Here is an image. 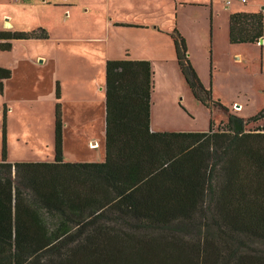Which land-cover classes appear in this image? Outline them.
I'll return each instance as SVG.
<instances>
[{
    "label": "trees",
    "instance_id": "obj_1",
    "mask_svg": "<svg viewBox=\"0 0 264 264\" xmlns=\"http://www.w3.org/2000/svg\"><path fill=\"white\" fill-rule=\"evenodd\" d=\"M170 35L194 97L224 110L228 129L211 120L206 132L152 131L148 60L107 61L101 163L64 161L60 102L55 161L9 162L4 105L0 264H264V128L237 130L243 119L205 87L186 38L178 28ZM263 37V12L231 15V43ZM47 38L44 28L0 30V50ZM11 76L0 67V95ZM262 118L264 110L248 122Z\"/></svg>",
    "mask_w": 264,
    "mask_h": 264
},
{
    "label": "crops",
    "instance_id": "obj_2",
    "mask_svg": "<svg viewBox=\"0 0 264 264\" xmlns=\"http://www.w3.org/2000/svg\"><path fill=\"white\" fill-rule=\"evenodd\" d=\"M75 1V0H74ZM70 0H22L21 3L25 12L35 10L37 3H43L38 8L48 7L54 9L64 10L66 16L72 13L77 3ZM88 1V2H87ZM83 2L85 6L84 12L91 10V3L93 0ZM90 1V2H89ZM76 2V1H75ZM221 2L223 0H191V1H175V6L179 10L181 7H200L204 11V25L197 24L195 19L189 20L191 23L188 28H183L179 23L176 27L171 29H162L157 25H147L137 22H114V29H126L130 34L143 33L149 34L154 37V42L140 44L146 51L138 52L141 55H134L130 45H126L125 54L123 57H118L114 53L116 48L115 41L121 39L116 37L98 35L97 33L84 32L77 34L74 38L69 36L66 31H62L60 35L54 37L53 28L55 23H42L38 28H44L49 34L47 39L36 40H51L55 38L56 48L66 47V44L76 41L78 44L85 48L81 53L76 49L72 51L66 50L65 57L72 58L75 55L81 58L83 66L75 65V70H70V60L64 64V71H58L54 77V93L52 91V103H49L48 118H46V102L43 96L42 86L40 81L34 80L32 83L27 84L19 82L15 86L16 92L21 96L30 90L31 95L22 97L14 103L8 104L7 120H8V139L10 138V119L14 111L20 112V115L25 119H31L29 113L37 114L35 119V129L41 136L39 141L42 148L45 149L44 154L31 155L32 157L20 160H12L9 155L10 161H23V162H49L55 161L56 157V107L60 102L62 105L63 113V157L65 162L70 163H101L106 160V64L108 60L113 59H131V60H148L151 62L154 71V90L152 94V107H151V130L154 132H206L210 129L212 118H217L218 112L216 108L209 109L202 103L195 99L193 106L182 107V102L185 101L183 93H192L185 77L183 76L176 55L174 40L171 33L177 26L180 32L186 38L189 47V57L197 70L203 84L210 88L213 96L217 100H221L223 105L226 106L230 113L243 118H250L253 115H244L242 112L246 109L245 100L240 101L239 96L233 101H226L223 99V90L220 85L219 75L226 73L231 76V79L237 75V71H233L234 62L241 63L244 59V54L241 52L243 45L253 46L258 51L264 50V43H241L233 44L230 41V17L234 13H258L264 1L257 4V0H233L232 7L226 13L225 21L221 17ZM94 5V3H93ZM92 5V6H93ZM224 5H226L224 3ZM194 22V23H193ZM222 22V23H221ZM119 24L133 25V26H120ZM199 25V26H198ZM10 26V24H9ZM142 26V27H138ZM34 29V30H36ZM207 30V32H206ZM10 31V29L8 30ZM221 33H223V41H221ZM130 38V37H129ZM264 39V37H263ZM124 43H128L124 39ZM16 40L11 41L14 44ZM138 44V45H139ZM102 47L105 53L101 60H97V56H93L92 51L87 50V47ZM63 57V56H62ZM97 57V58H99ZM43 62V60H41ZM66 66V67H65ZM2 67V66H0ZM5 68V67H2ZM9 69V68H6ZM11 70V69H9ZM12 71V70H11ZM68 71V73L66 72ZM15 74L12 71V76L5 79V94L9 93V84L14 82ZM60 85L61 99H57V85ZM230 86V85H229ZM232 89V87H230ZM236 94L241 95L244 88H235ZM221 92V93H220ZM4 94V95H5ZM100 98V100H99ZM192 99V98H191ZM193 100V99H192ZM196 103V104H195ZM199 103V104H197ZM236 105L242 108L240 111L235 109ZM101 107L102 110V128L99 131L97 125V109ZM219 110V109H218ZM263 110V109H262ZM205 116V121L198 128L196 116ZM27 120V121H28ZM33 121V120H32ZM186 122L185 125L182 122ZM181 122V124H179ZM216 122V121H215ZM221 122V120L219 121ZM34 123V122H33ZM195 123V125H194ZM219 124V123H218ZM191 127V128H190ZM17 142L29 148L31 152L37 150L35 143L31 141L29 136L21 135L17 138ZM10 153V148H9ZM15 163V162H12Z\"/></svg>",
    "mask_w": 264,
    "mask_h": 264
},
{
    "label": "rangeland",
    "instance_id": "obj_3",
    "mask_svg": "<svg viewBox=\"0 0 264 264\" xmlns=\"http://www.w3.org/2000/svg\"><path fill=\"white\" fill-rule=\"evenodd\" d=\"M71 1V0H70ZM74 1V0H72ZM76 1V2H75ZM73 3H77L75 8H72V13L66 16L64 10L40 7L43 3H37L35 10L31 12H25L21 3L13 0H0V30L8 31H33L42 23H55L53 28L54 37L60 35L62 31H66L69 36L74 38L77 34H83L86 32L97 33L98 35L118 37L115 41L116 48L113 50L115 55L123 57L125 54V46L130 45V48L134 55H141L138 52L146 51L143 47H139L140 44L146 42H154V37L149 34L135 33L130 34L126 29H114V22H137L145 23L147 25H157L162 29H171L176 25H181L183 28H188L191 20L195 19L197 24L204 25V11L200 7H181L179 10L174 5L175 1H191V0H93L91 3V10L84 12L85 6L83 2L87 0H75ZM206 1V0H200ZM264 0H257V4H261ZM88 2V1H87ZM94 3V5H93ZM93 5V6H92ZM264 7V3L262 4ZM232 7L224 5L221 2V17H225L229 8ZM259 12H263L262 8ZM225 18H223V22ZM179 23V24H178ZM194 23V22H193ZM222 23V22H221ZM10 24V26H9ZM199 26V25H198ZM180 30V28L177 26ZM181 31V30H180ZM207 32V30H206ZM130 37V38H129ZM16 40L13 51L0 50V66L11 69L15 74V80L9 84V93L4 96L0 95V162L3 159V116L4 105L14 103L17 100H21L22 97L31 95L30 90H27L22 96L16 92L15 86L19 82L30 84L34 80H39L42 86L43 96L47 104L46 118L49 103H52V91L54 93V77L58 71H64V64L70 59V70H75V65L82 67L83 62L81 58L72 55V58L65 57L66 50L72 51L73 49L83 53L85 48L78 44L76 41H72L66 44V47L56 48V42L54 40ZM128 43H124L123 41ZM145 40V42L143 41ZM221 41H223V33H221ZM140 43V44H139ZM139 44V45H138ZM87 50L94 52L93 56H102L105 53L104 48L89 46ZM241 52L244 54V59L241 63L234 62L233 71H237V75L231 79L229 74L221 73L219 77L221 89L223 90V99L226 101H233L237 96L241 97L240 101L245 100L247 106L242 112L244 115H256L262 109L264 110V50L258 51L253 46L243 45ZM63 56V57H62ZM101 60L102 58H97ZM43 60V62H41ZM66 67V66H65ZM68 73V71H66ZM230 85V86H229ZM206 87V86H205ZM232 87V89L230 88ZM244 88L243 93L236 94L235 88ZM221 93V92H220ZM185 101L182 102V107L193 106L194 102H197L191 93H183ZM193 100H192V99ZM100 100V98H99ZM221 101V100H220ZM222 102V101H221ZM223 103V102H222ZM196 104V103H195ZM199 104V103H197ZM201 104V102H200ZM235 109L240 111L238 108ZM216 108L217 118L214 120V130L221 131L227 130L228 115L220 107L212 105L210 109ZM219 109V110H218ZM7 109V114H8ZM102 110L101 107L97 109V125L98 130H101L102 126ZM9 115V114H8ZM29 117L31 119H25L20 112L14 111L11 114L10 119V138L8 139V120H7V160L10 161L9 155L12 160H20L32 157L31 155L40 156L45 153V149L41 147L39 141L41 136L35 129V119L37 114L30 112ZM197 127L199 128L205 121V116L195 114ZM243 125L245 131H257L264 128V118L256 122L249 123V118H243ZM28 120V121H27ZM33 120V121H32ZM221 120V122H219ZM216 121V122H215ZM34 122V123H33ZM185 121L182 122L185 125ZM219 123V124H218ZM181 124V122L179 123ZM195 125V123H194ZM191 128V127H190ZM21 135L29 136L31 141L37 146V150L30 151L21 143L17 142V138ZM56 136V129H55ZM10 148V153H9ZM23 162V161H18ZM257 248H262L261 245H257Z\"/></svg>",
    "mask_w": 264,
    "mask_h": 264
},
{
    "label": "water",
    "instance_id": "obj_4",
    "mask_svg": "<svg viewBox=\"0 0 264 264\" xmlns=\"http://www.w3.org/2000/svg\"><path fill=\"white\" fill-rule=\"evenodd\" d=\"M263 43H264V39L261 38L260 44H263ZM237 107L240 108V105H237ZM236 129L239 130V131H242L244 129L243 122H241L239 120H236Z\"/></svg>",
    "mask_w": 264,
    "mask_h": 264
},
{
    "label": "built area",
    "instance_id": "obj_5",
    "mask_svg": "<svg viewBox=\"0 0 264 264\" xmlns=\"http://www.w3.org/2000/svg\"><path fill=\"white\" fill-rule=\"evenodd\" d=\"M13 1H15V2H21L22 0H13ZM243 2H245L246 0H242ZM223 2L227 5V6H230V5H232V3H233V0H223ZM236 108H238V107H236ZM239 110H241L242 108H238Z\"/></svg>",
    "mask_w": 264,
    "mask_h": 264
}]
</instances>
